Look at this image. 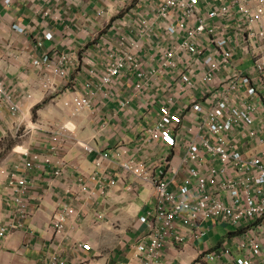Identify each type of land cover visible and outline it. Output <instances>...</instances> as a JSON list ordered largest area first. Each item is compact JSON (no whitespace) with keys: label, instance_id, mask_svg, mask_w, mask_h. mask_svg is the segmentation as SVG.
Masks as SVG:
<instances>
[{"label":"built area","instance_id":"2783aa9c","mask_svg":"<svg viewBox=\"0 0 264 264\" xmlns=\"http://www.w3.org/2000/svg\"><path fill=\"white\" fill-rule=\"evenodd\" d=\"M89 1L85 12L95 10L103 29L89 33L90 42L99 41L103 58L86 51L87 79L82 91L75 80V94L66 105L77 115L93 108L99 95L110 102L118 93L120 113L139 111L137 122L156 158H133L122 168L126 176L151 185L158 198L156 210L142 218L148 228V242L139 246L144 264H161L167 249L204 238L211 226L205 228L206 223L237 229L230 244L204 255L207 262L264 264V231L259 236L254 229L264 221V154L246 151L253 142L264 146L258 119L264 111V0ZM14 29L25 32L20 25ZM36 64H49L67 77L76 59L64 53L55 61L46 54ZM6 104L13 114L21 110L0 85V118ZM50 132L51 154H30L10 171L8 195L20 225L31 214L28 171L53 164V153L73 130L62 125ZM91 180L100 186L106 181L97 174ZM109 183L117 186L118 179ZM76 212L67 205L54 215L55 236L64 233ZM18 228L2 226L0 246ZM91 249L81 242L73 252L82 259ZM44 264L69 260L54 254Z\"/></svg>","mask_w":264,"mask_h":264},{"label":"crops","instance_id":"0c3cea01","mask_svg":"<svg viewBox=\"0 0 264 264\" xmlns=\"http://www.w3.org/2000/svg\"><path fill=\"white\" fill-rule=\"evenodd\" d=\"M6 1L0 0V85L11 92L21 110L13 114L6 104L0 118V228L13 223L19 228L0 246V264H44L54 254L65 256L69 264H144L139 246L148 242V228L142 218L156 210L158 198L151 185L126 176L122 168L133 158H156L155 148L147 145L144 126L137 122L139 111L120 113L118 93L110 102L99 95L93 108L77 115L66 105L75 94V80L82 91L87 79L86 51L103 58L99 41L90 42L89 36L103 30L97 12H85L89 0H12L11 6ZM15 25L25 32L15 31ZM50 33L52 40L47 38ZM64 53L76 59L67 77L55 74L49 64H36L46 54L57 61ZM258 119L264 137V111ZM62 125L73 132L53 153V164L28 171L31 214L20 225L8 195L10 171L30 154H51L50 129ZM251 145L246 151L264 154V146ZM104 154H110L109 158ZM57 170L62 173L57 175ZM95 174L106 179L103 187L91 180ZM111 179H118V185L111 187ZM67 205L77 212L69 217L64 233L55 236L54 215ZM209 226L204 238L167 249L161 264H219L207 262L204 255L220 251L237 232L223 236L219 224L204 225ZM254 226L259 236L263 234L264 221ZM81 242L92 247L83 251L82 259L73 252Z\"/></svg>","mask_w":264,"mask_h":264},{"label":"rangeland","instance_id":"374dc122","mask_svg":"<svg viewBox=\"0 0 264 264\" xmlns=\"http://www.w3.org/2000/svg\"><path fill=\"white\" fill-rule=\"evenodd\" d=\"M252 64L249 62L246 67L242 68V69H246L247 67L251 66ZM218 231H222V235L225 236V235H228L229 233L231 232H237V229L236 228H233V227H228V228H225L222 226V224H219V227H218Z\"/></svg>","mask_w":264,"mask_h":264}]
</instances>
